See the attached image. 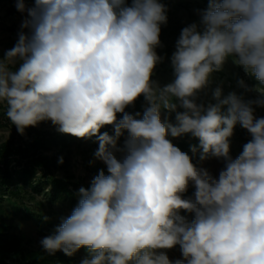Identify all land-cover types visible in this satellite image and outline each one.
Instances as JSON below:
<instances>
[{
    "label": "clouds",
    "instance_id": "obj_1",
    "mask_svg": "<svg viewBox=\"0 0 264 264\" xmlns=\"http://www.w3.org/2000/svg\"><path fill=\"white\" fill-rule=\"evenodd\" d=\"M16 7L27 15L0 57L4 115L20 135L51 121L60 133L95 137V160L107 168L79 188L77 206L40 240L42 249L72 256L86 248L81 264H264V117L253 107H264V87L254 89L255 100L222 98L220 87L215 104L201 99L229 58L264 85V0H208L199 23L181 30L174 79L164 86L152 79L164 60L156 51L168 20L160 0H34L33 7L17 0ZM141 96L142 116L126 112ZM162 109L175 113V124L161 120ZM237 123L251 139L233 159ZM106 125L113 135L101 134ZM184 134L199 140L198 163L224 161L218 178L168 138ZM190 184L194 198L185 199ZM177 245L182 258L171 260L164 250Z\"/></svg>",
    "mask_w": 264,
    "mask_h": 264
},
{
    "label": "rangeland",
    "instance_id": "obj_2",
    "mask_svg": "<svg viewBox=\"0 0 264 264\" xmlns=\"http://www.w3.org/2000/svg\"><path fill=\"white\" fill-rule=\"evenodd\" d=\"M165 4L167 8V24L161 26L160 40L162 47L156 49L157 54L164 57L162 63L158 64L154 70L152 79L158 81L161 86L170 83L174 79V69L171 66V56L176 50V41L179 38L181 30L195 22L199 23L200 16L197 10H204L208 7V0H160ZM14 0H0V57L3 54L14 47L18 33L21 30V23L26 17V13H21L17 10ZM132 0H126V4L130 6ZM27 31V30H25ZM18 65V64H17ZM243 80L248 89L241 87L239 81ZM216 87H220L222 90V98L227 96L231 92H235L237 95H242L245 100H255L259 98L260 93L255 91L257 87H264L259 85V82L254 76L246 73L242 66H239L233 62L232 58H229L223 66L221 71L214 72L211 76V84L206 90L207 95L201 94V99L207 103L215 104L216 101L212 98V92ZM175 102V101H174ZM147 106V102L139 97L134 106L126 108V112L129 108L136 107L137 109L144 111ZM226 107L222 108V111H226ZM254 115L257 118L264 117V107L253 105ZM183 111V109H178ZM122 114V113H121ZM123 115V114H122ZM117 119H122L117 116ZM161 120H167L175 124L173 113L169 114L166 110H161ZM107 131L114 134V128L111 125L104 126ZM238 123L235 125L233 135L230 140V155L233 159L237 158L243 151V145L250 139L251 135L245 130V134L238 132ZM35 128L44 133L58 134L57 126L52 125L50 122H40ZM27 131L24 135H20L16 127L11 125L7 117L4 115V109L0 107V152H4L5 148L13 149L16 147L24 148L27 144ZM10 133V135H8ZM127 136V132L124 133L119 140V145H123L124 139ZM171 142L180 148L179 143L184 142L188 145L186 151L193 163H197L198 166L206 168L215 178H218L219 172L224 168V161L222 159L210 158L204 161L202 164L198 163L199 154L202 149L199 148L198 138L193 137L191 134H184L180 137H168ZM98 141L95 137L91 139L75 138L69 148L64 150L59 146H50L43 154L54 158L56 167L53 168L51 177L64 179L70 181L71 188L76 191V201L74 204L61 203L59 201L52 202L48 195V186L40 192H34L28 189V193H22V197L17 198L13 195H5L2 203L3 213L0 215L3 225L6 227L4 230L5 238H10L11 235H18L20 238V246L23 251V257L27 258L34 253H46L41 245L40 240L48 235L42 232L41 227L47 223L53 225L55 231L56 227L62 222L63 218L71 215L72 210L77 206L79 202L78 190L80 187L88 188L91 185V180L99 173L101 169L107 174L106 165L103 162L95 160L94 153L98 149ZM197 148V152L191 151L192 147ZM119 155V154H117ZM63 158V163H59L60 158ZM22 161L23 158H22ZM92 162V163H90ZM3 163L0 160V168ZM11 165H14L11 162ZM40 175L38 172L37 176ZM195 186L190 184L188 190L183 193V198H194ZM16 204L19 209L16 211L11 210V207ZM181 210V215L190 216L194 218L193 214L187 213ZM186 213V212H185ZM29 215V217L26 216ZM166 251L168 257L171 260H175L181 257L180 248L176 247ZM59 252V251H58ZM77 258L75 264H81L82 259L89 256L86 248H81L74 254ZM7 261H13L16 257L13 254L7 256Z\"/></svg>",
    "mask_w": 264,
    "mask_h": 264
},
{
    "label": "trees",
    "instance_id": "obj_3",
    "mask_svg": "<svg viewBox=\"0 0 264 264\" xmlns=\"http://www.w3.org/2000/svg\"><path fill=\"white\" fill-rule=\"evenodd\" d=\"M14 1L17 2V0ZM25 3L27 7L34 6V0H25ZM18 66L19 65H16L17 68ZM141 98L144 99L143 96H141ZM127 112L134 116L137 112L141 113V116L143 114V112L136 107L129 108ZM117 116L121 118L123 115L118 113ZM173 117L175 119V113H173ZM137 118L139 119L140 117ZM48 122L51 123V121ZM238 125V132L245 134L243 132H245L246 129H243L239 123ZM27 129L28 141L24 148H5L4 152H0V160H2L3 163L0 168V215L3 213L2 203L5 200V195H13L20 198L24 196L22 193H28V189L38 193L42 191L45 186H48L50 201L70 204H74L76 201L75 198L77 193L74 188L70 187V181L51 177L52 170L57 164L53 157L44 155L43 153L48 150L50 146H59L62 150L69 148L77 137L63 133H59V135L56 133L49 135L47 132L44 133L35 127H29ZM100 132L102 134L108 131L103 127ZM109 134L113 135L111 133ZM179 146L180 149L184 151L188 148V145L184 142L179 143ZM22 158L24 161H22ZM11 162H13L14 165H11ZM38 172H40V175L37 176ZM18 209L19 206L16 204L11 207L13 211ZM183 214L187 215V212ZM26 216L29 217L28 214H26ZM187 219L191 221L193 218L187 216ZM5 228L0 218V264H75L77 260L75 255L68 256L62 251H57L54 255L34 253L30 257L22 258L23 251L20 246L19 236L13 234L10 238H5ZM53 228L51 223H47L41 227L42 232L46 234H52L54 232ZM10 254H13L16 259L7 261L6 258Z\"/></svg>",
    "mask_w": 264,
    "mask_h": 264
}]
</instances>
